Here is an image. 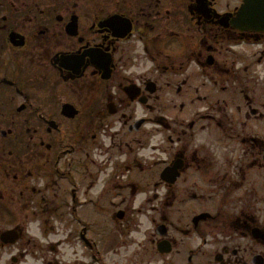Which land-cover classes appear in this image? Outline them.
I'll list each match as a JSON object with an SVG mask.
<instances>
[{
    "label": "flooded vegetation",
    "instance_id": "flooded-vegetation-1",
    "mask_svg": "<svg viewBox=\"0 0 264 264\" xmlns=\"http://www.w3.org/2000/svg\"><path fill=\"white\" fill-rule=\"evenodd\" d=\"M244 3L0 0V264H264Z\"/></svg>",
    "mask_w": 264,
    "mask_h": 264
},
{
    "label": "water",
    "instance_id": "water-1",
    "mask_svg": "<svg viewBox=\"0 0 264 264\" xmlns=\"http://www.w3.org/2000/svg\"><path fill=\"white\" fill-rule=\"evenodd\" d=\"M241 13L240 22L252 27H264V0L248 3Z\"/></svg>",
    "mask_w": 264,
    "mask_h": 264
},
{
    "label": "rangeland",
    "instance_id": "rangeland-1",
    "mask_svg": "<svg viewBox=\"0 0 264 264\" xmlns=\"http://www.w3.org/2000/svg\"><path fill=\"white\" fill-rule=\"evenodd\" d=\"M59 237H60V236H59ZM60 239H61V237H60ZM29 263H30V264H34V263H31V260L29 261ZM36 264H40V263H39V262H37Z\"/></svg>",
    "mask_w": 264,
    "mask_h": 264
}]
</instances>
